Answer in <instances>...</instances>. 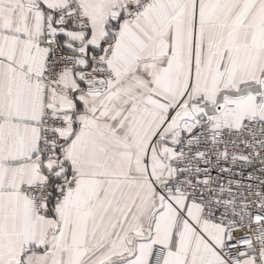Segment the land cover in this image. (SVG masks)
<instances>
[{"label":"snow or ice","instance_id":"snow-or-ice-1","mask_svg":"<svg viewBox=\"0 0 264 264\" xmlns=\"http://www.w3.org/2000/svg\"><path fill=\"white\" fill-rule=\"evenodd\" d=\"M0 264H264V0H0Z\"/></svg>","mask_w":264,"mask_h":264}]
</instances>
